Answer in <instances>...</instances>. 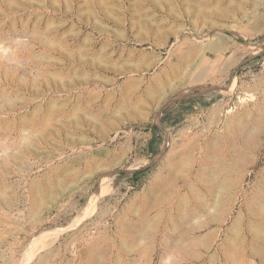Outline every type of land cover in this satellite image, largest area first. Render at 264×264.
Masks as SVG:
<instances>
[{
  "label": "rangeland",
  "instance_id": "1",
  "mask_svg": "<svg viewBox=\"0 0 264 264\" xmlns=\"http://www.w3.org/2000/svg\"><path fill=\"white\" fill-rule=\"evenodd\" d=\"M78 217L31 264H264V0H0V264Z\"/></svg>",
  "mask_w": 264,
  "mask_h": 264
},
{
  "label": "bare ground",
  "instance_id": "2",
  "mask_svg": "<svg viewBox=\"0 0 264 264\" xmlns=\"http://www.w3.org/2000/svg\"><path fill=\"white\" fill-rule=\"evenodd\" d=\"M242 102V101H240ZM238 106V104H237ZM231 113V111H230ZM187 137V136H186ZM189 137V136H188ZM191 137V136H190ZM224 138V137H223ZM190 139V138H189ZM222 139V138H221ZM223 142V141H222ZM184 144V142H183ZM187 145V144H186ZM185 146V145H184ZM226 148V146H225ZM227 149V148H226ZM182 150V149H181ZM225 150V149H223ZM180 151V150H179ZM183 151V150H182ZM215 151V150H214ZM213 152V151H212ZM211 153V152H210ZM224 153V152H223ZM243 154V153H242ZM225 155V154H224ZM233 155V154H232ZM227 156V155H226ZM223 158V157H222ZM227 158H229L227 156ZM233 158V157H232ZM189 160V159H188ZM240 160V159H239ZM186 162V161H185ZM198 162V161H197ZM237 162V161H236ZM195 163V162H194ZM181 164V163H180ZM184 165V164H183ZM197 173V172H196ZM107 177V176H106ZM107 179V178H106ZM190 179V178H189ZM192 180V179H191ZM113 181V180H112ZM178 181V180H177ZM190 181V180H189ZM160 182V181H159ZM105 183V182H104ZM102 184V183H101ZM100 184V185H101ZM112 183H108L106 182V184H102V186L104 185V187H101L100 190H98V192H96L90 202L88 203L87 207L84 209V212L82 214V217L83 215L85 216L87 212L89 211H92L96 204L98 203L99 199H102L100 198L103 194H104V191L106 190H109L111 189V185ZM165 185V184H164ZM158 186V185H156ZM161 186V185H160ZM163 187V186H162ZM105 188V190H104ZM108 192V191H107ZM105 195V194H104ZM162 197V196H161ZM175 197V196H174ZM158 200V199H157ZM157 205V204H156ZM158 211V210H157ZM92 213V212H91ZM82 217H78L70 226H68L67 228H62V229H57V230H52V231H49V232H46L44 234H42L41 236H39L38 238H36L32 244L29 246L28 250L26 251V254H25V257H24V260L22 262V264H31L32 261L38 256V254L43 251V250H46L47 248H50L51 246H53L57 240L59 239V237L61 235H63V233H66L67 231H69L70 229L78 226V224L81 222L82 220ZM84 218V217H83ZM143 224V223H142ZM142 224L140 225V227L138 228L141 232V226ZM76 229V228H75ZM141 235L143 234L140 233ZM144 234H147L149 235V230L147 231V233L144 231Z\"/></svg>",
  "mask_w": 264,
  "mask_h": 264
}]
</instances>
